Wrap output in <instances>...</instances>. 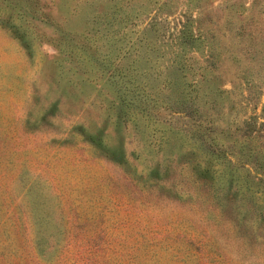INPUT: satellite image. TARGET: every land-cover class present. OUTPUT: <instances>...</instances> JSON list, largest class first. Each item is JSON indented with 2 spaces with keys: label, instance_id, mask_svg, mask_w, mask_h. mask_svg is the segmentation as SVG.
<instances>
[{
  "label": "rangeland",
  "instance_id": "rangeland-1",
  "mask_svg": "<svg viewBox=\"0 0 264 264\" xmlns=\"http://www.w3.org/2000/svg\"><path fill=\"white\" fill-rule=\"evenodd\" d=\"M259 16L264 0H0V264H264V176L241 152Z\"/></svg>",
  "mask_w": 264,
  "mask_h": 264
},
{
  "label": "trees",
  "instance_id": "trees-1",
  "mask_svg": "<svg viewBox=\"0 0 264 264\" xmlns=\"http://www.w3.org/2000/svg\"><path fill=\"white\" fill-rule=\"evenodd\" d=\"M262 18L264 19V16H259L260 24L264 26V20H261ZM192 22L193 19L187 16V19L181 24L182 27L179 30L178 37L182 36L184 39L189 40V42L197 40V38H199L198 34L195 33V31L191 27H189L191 26ZM257 46H259V48L261 47L264 48V30L257 35ZM262 60L264 63V57ZM261 81L264 83V75L263 78H261ZM262 94L263 92H260V94L258 95L257 104L261 103L260 98ZM255 118H257V120ZM243 136L247 138V142H245V144L242 146L243 148L241 149V152L243 153L242 156L246 158L254 157L255 159L254 163H255V168L257 169V173L264 176V105L262 108V113L260 115L257 114V117L253 116L251 117V119L245 122V132L243 133ZM252 141L257 142V151L255 152H254V148L251 147ZM208 149H209L208 153L211 155L220 157L222 154L220 153L222 150H219L218 153L216 149H212V148H208ZM261 217L262 219H264V206H262Z\"/></svg>",
  "mask_w": 264,
  "mask_h": 264
}]
</instances>
